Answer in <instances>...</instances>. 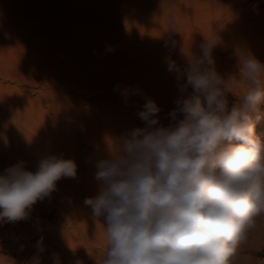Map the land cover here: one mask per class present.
Segmentation results:
<instances>
[{
	"label": "rangeland",
	"instance_id": "1",
	"mask_svg": "<svg viewBox=\"0 0 264 264\" xmlns=\"http://www.w3.org/2000/svg\"><path fill=\"white\" fill-rule=\"evenodd\" d=\"M215 33L222 43L213 58L225 79H239L240 55L264 64V0H0V174L20 161L35 172L49 156L77 164V177L57 181L27 220L0 223V264H30L41 236V264H53V253L62 264H100L103 221L84 204L98 192L95 162L145 127L137 113L146 98L160 107L163 126L173 123L168 114L186 77L177 81L166 58L183 69ZM126 88L138 93L127 103ZM259 111L255 131L264 141V101ZM248 243L232 264H264V246Z\"/></svg>",
	"mask_w": 264,
	"mask_h": 264
},
{
	"label": "clouds",
	"instance_id": "2",
	"mask_svg": "<svg viewBox=\"0 0 264 264\" xmlns=\"http://www.w3.org/2000/svg\"><path fill=\"white\" fill-rule=\"evenodd\" d=\"M221 43L216 33L204 37L200 55H190L183 69L166 58L177 81L186 77L168 114L173 123L163 126L160 107L146 98L137 113L145 127L119 137L112 153L95 162L98 192L84 204L103 221L107 246L100 264H232L264 215V141L255 131L264 64L240 55L239 79H225L213 58ZM241 80L246 90L229 110L227 96L236 95ZM120 94L127 103L138 93ZM76 177V162L56 156L41 159L35 172L23 161L7 168L0 174V223L27 220L57 181ZM43 239L30 264H41ZM52 261L62 264L56 253Z\"/></svg>",
	"mask_w": 264,
	"mask_h": 264
},
{
	"label": "bare ground",
	"instance_id": "3",
	"mask_svg": "<svg viewBox=\"0 0 264 264\" xmlns=\"http://www.w3.org/2000/svg\"><path fill=\"white\" fill-rule=\"evenodd\" d=\"M244 83V82H243ZM246 85V84H245ZM242 87V85H241ZM240 87V88H241ZM244 87V86H243ZM247 87V86H246ZM237 90V89H236ZM246 89H243V92L242 93H236V97H234L236 100L233 102L229 99H231V97L229 96L228 98V101L229 103L231 104H235V103H239L240 102V99L242 98L243 96V93ZM237 92V91H236ZM231 106V105H229ZM230 108V107H229ZM234 143H239L238 141L234 142ZM257 226L259 227L258 229H255L254 233H253V236L250 235L249 233V238H248V241L250 243H248V246L251 247V248H257V247H262L264 246V220H262V225H258ZM244 245H242L241 247H243ZM240 247V248H241ZM239 248V249H240ZM243 251V250H242ZM247 251V250H246ZM246 254V253H245ZM248 259V258H247ZM249 260V259H248ZM252 262V261H251ZM242 264V263H241Z\"/></svg>",
	"mask_w": 264,
	"mask_h": 264
}]
</instances>
